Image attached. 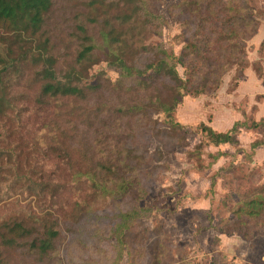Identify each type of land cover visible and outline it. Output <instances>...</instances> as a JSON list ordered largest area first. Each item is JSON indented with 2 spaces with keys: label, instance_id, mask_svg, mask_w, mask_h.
<instances>
[{
  "label": "rangeland",
  "instance_id": "374dc122",
  "mask_svg": "<svg viewBox=\"0 0 264 264\" xmlns=\"http://www.w3.org/2000/svg\"><path fill=\"white\" fill-rule=\"evenodd\" d=\"M57 1L55 19L60 21L66 11V16L76 13L74 6L81 4ZM152 1L151 11L160 16L153 26L146 22V11H141L128 25L133 37L126 27L122 30L127 35L124 53L134 59L129 64L142 69L151 57L145 53L146 46L161 47L179 57L197 35L194 19L183 14V9L173 8L186 0ZM250 3L264 24V0ZM215 31L220 36L229 32ZM217 33L206 31L205 37L215 41ZM1 34L0 54L6 56L9 44ZM256 36L239 44L240 51L232 57L224 54L223 63L228 59L232 67L218 89L209 81L222 70L210 75L201 61L205 62L208 49L223 51L229 43L199 44L197 69L178 65L188 87L182 90L172 119L164 112L177 95L172 83L164 84L152 71L141 81L124 76L104 55L82 83L97 86L95 92L83 102L60 101V112L58 107L37 102L39 86L33 83L32 68L22 62L0 65V229L26 213L39 226L42 221L59 232L47 256L29 252L25 246L9 250L7 264H264V227L248 239L238 232L223 233L225 225L235 219L236 193L264 182V154L262 162L255 164L252 148L253 141L264 138V116L255 117L261 96L236 92L247 70L243 89L260 92L264 88V79L257 73V68L264 71V38L257 42ZM67 54L60 53V73L70 65L71 54ZM217 56H211V61ZM144 79L162 92H144L148 91ZM195 91L203 93L195 96ZM111 105L123 107L124 116H129L120 122L119 130L108 126L109 134L99 132L104 123L90 113L105 116ZM227 108L241 114L248 127L255 121H262V126L242 129L239 135L245 134L238 145L213 143L202 126L218 131L212 122L230 120L223 114ZM221 128L225 130L226 125ZM79 129L87 133L84 142L98 133L103 142L108 138L122 142L125 158L114 175L108 173L107 147L103 149L105 179L95 188L86 162H79L80 157L69 151L74 143L71 137ZM111 153L118 154L115 146ZM113 162L118 160L113 158ZM137 181L148 190L143 200L135 198ZM139 207L143 208L141 216L135 214L124 228L116 226L123 220L122 213Z\"/></svg>",
  "mask_w": 264,
  "mask_h": 264
},
{
  "label": "trees",
  "instance_id": "16d2710c",
  "mask_svg": "<svg viewBox=\"0 0 264 264\" xmlns=\"http://www.w3.org/2000/svg\"><path fill=\"white\" fill-rule=\"evenodd\" d=\"M75 1L81 2L74 6L77 12H71V15L66 16L68 12L66 11L60 21L55 19V13L58 10L57 0H0V35L3 37L1 34L3 32L6 38L5 42L9 44V54L6 56L0 54V65L9 66L22 62L32 68L35 72L33 83L39 86L37 102L41 105L58 107L57 112L62 110H59L60 101L83 102L95 92L94 89H97V86H83L82 83L87 79L89 69L97 64L101 56L104 55L106 60L118 67L124 76H136L137 80L141 81L147 72L152 71L156 76L162 78L164 84L171 86L172 83L171 87L174 88L177 95L172 106L164 109V112L172 119L175 108L183 98L182 90L188 87L183 83L184 80L178 73V65L185 66L187 70L189 68L197 69L200 56V50L197 52L199 44L202 46L204 41L208 45L214 42L216 44L228 42L230 47L223 51L208 49L205 54L207 56L205 62L201 61L202 66L207 69L210 75L217 74L219 69L222 70L220 76L216 79L211 77L209 81L213 80L212 87L215 86L218 89L222 76L232 67L227 58H225L227 61L223 63L224 54L227 53L232 57L240 51L239 44L245 43L257 35L262 25L258 11L251 5L250 0H186L185 3L174 5L173 8L183 9V14H187L191 21L194 19L192 22H196L197 35L190 40L179 57L161 47L146 46L145 53L150 54L151 57L148 64L142 69L135 63L129 64L134 59L126 57L124 53L127 35L122 30L126 27V31L130 32L133 37V28L128 25L136 20L141 11H146V22L153 26L160 18L158 14L151 11V4L154 1L74 0V3ZM215 28L225 29L229 32L220 36ZM206 31L211 32L212 35L217 33L215 41L213 38L207 40ZM65 33L69 35L65 36ZM61 51H66L67 56L71 54L70 65L64 73H60L58 70ZM215 54H218V59L211 61V56ZM257 73L264 79L263 68H257ZM144 83L148 90L144 92L150 94L153 92L150 90H157L154 92H159V94L162 92L161 89L155 88L156 85L151 81L148 82L144 79ZM202 93V91H195L192 94L199 96ZM122 109L123 107L111 105L105 110V116L99 112H92L90 116L98 122L104 123L99 132L109 134L111 130L108 126H115L116 130H119L122 127H119L120 122L129 116H124ZM108 119L107 123L105 120ZM262 121L264 122V120ZM262 121H255L253 127H248L244 121L240 120L228 132H218L203 124L202 131L215 144L238 145L240 140L237 135L240 131L244 128H259L262 126ZM176 124L179 125V123ZM83 134L87 133H83L82 129H79L72 135L74 143L69 151H73V157H80L79 162H86L90 169L89 172H93L92 175L88 174L95 188L100 180L105 179L102 174L104 171L102 163L105 162L103 149L107 147L106 162L109 163L110 168L108 173L114 175L113 170L117 169L125 158L122 155V142L109 141L112 138L103 142L98 137L101 133L96 136L92 135L84 142L86 135ZM263 145L264 138L256 139L252 143V148L256 150ZM111 146L116 147L117 155L111 153ZM117 148H120L119 152ZM113 158L118 160V163L115 164ZM126 168L129 169L130 165H127ZM143 181L149 185L147 180L143 179ZM136 184L135 198L143 200L148 195L147 187L142 186L143 182L141 184L137 181ZM236 197L235 219L225 225L223 233L238 232L246 239L252 238L264 227V182L257 183L255 189L236 193ZM142 211L143 208L139 207L135 211L122 213L123 220L116 226L120 229L126 227L127 222L135 214L141 216ZM15 219L13 223L0 229V264H7L9 250H17L25 246L28 247V250L35 251L41 256H47L54 248L59 235L55 227L43 225L42 221V226H39L33 221L35 219L26 213L20 218L15 217Z\"/></svg>",
  "mask_w": 264,
  "mask_h": 264
},
{
  "label": "crops",
  "instance_id": "0c3cea01",
  "mask_svg": "<svg viewBox=\"0 0 264 264\" xmlns=\"http://www.w3.org/2000/svg\"><path fill=\"white\" fill-rule=\"evenodd\" d=\"M263 29H264V24H262L261 26H260V29H259V32H258V34H257V42H260L261 40H263V38H264V32H263ZM263 32V33H262ZM250 72V70H247V72H246V74H245V78L242 80V82H241V86L239 87V90L238 91H236V92H240L241 93V91L243 92V93H248L250 96L252 95V96H256V95H260L261 96V100H260V102H258V107H257V113H256V119L257 120H259L261 117H263L264 116V88H263V90L262 91H260V92H253V91H245L243 88H244V84L246 83V78H247V76H248V73ZM252 74V73H251ZM252 76L254 77V78H256L253 74H252ZM257 76V75H256ZM257 80V79H256ZM259 80V79H258ZM257 80V82L258 83H260V81H258ZM221 113H223V111H221ZM228 114V116L230 117V120H229V118H227L225 121H222L220 118H218L217 120H215L214 122H212V126H214V128H216L217 130H218V132H225L226 130L228 131V130H230V129H232L233 128V126L235 125V123L237 122V121H242V120H244V117H242V115L241 114H239V115H237V113L235 114V111L234 110H231V109H226V111H225V113H223V114ZM224 119V118H223ZM222 124H225L226 125V129L224 130V129H222L221 128V125ZM243 134H245V131H243L240 135H239V140L242 142L243 141ZM247 134H249V132H247ZM256 155H255V157H254V160H255V164H257V163H261L262 162V156H263V154L264 153H262V152H264V146H261V147H258L256 150ZM264 160V159H263Z\"/></svg>",
  "mask_w": 264,
  "mask_h": 264
}]
</instances>
